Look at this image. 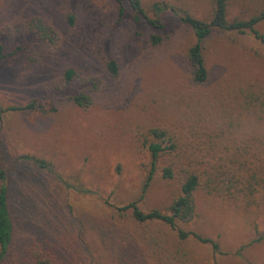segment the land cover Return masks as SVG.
<instances>
[{
    "label": "rangeland",
    "instance_id": "rangeland-1",
    "mask_svg": "<svg viewBox=\"0 0 264 264\" xmlns=\"http://www.w3.org/2000/svg\"><path fill=\"white\" fill-rule=\"evenodd\" d=\"M141 2L164 27L137 21L128 0H0L3 52L22 47L0 61V168L10 177L16 227L0 264H264V239L254 241L264 236L260 201L247 209L241 200L195 193L197 216L181 226L215 239L217 251L191 235L180 241L166 224L138 225L128 215L111 220L115 207L135 200L145 212H168L184 173L177 168L175 177L164 178L161 169L180 158L192 167L253 161L264 178V107L248 106L241 91L264 86V44L253 33L215 29L203 42L210 78L197 83L188 58L197 38L181 16L189 11L210 20L213 0ZM156 2L168 10L157 14ZM262 9L264 0H230L229 18ZM32 19L51 26L53 43L38 38ZM258 29L264 34V21ZM153 35L161 37L158 44ZM111 59L117 74L107 67ZM68 68L75 70L71 80ZM81 91L91 95L87 107L70 98ZM32 101L44 110L8 109ZM154 129L167 132L163 143L173 139L176 151L159 158L141 199ZM23 154L52 163L63 180L20 159ZM151 233L163 246L158 251L178 249L176 256L162 261L151 253L144 239ZM120 234L128 242L122 260Z\"/></svg>",
    "mask_w": 264,
    "mask_h": 264
},
{
    "label": "trees",
    "instance_id": "trees-1",
    "mask_svg": "<svg viewBox=\"0 0 264 264\" xmlns=\"http://www.w3.org/2000/svg\"><path fill=\"white\" fill-rule=\"evenodd\" d=\"M128 1L134 9L135 19L137 21H141L142 18H144L153 27H164L162 19L155 20L147 15V12L142 6L141 0ZM229 2L230 0H213L214 14L210 20L198 18L192 15V13L189 11H184L185 14H182L181 16L182 21L190 25L194 30L197 38L196 43L191 46L188 51V58L193 67V80L197 83H205L210 78V69L206 64L203 42L212 35L215 29L226 33H253L264 44V34L258 29V25L264 21V9L260 10L258 13L247 19H243L241 17L230 19L228 12ZM153 7L156 13L161 15L165 13L166 10H168V5L164 4L162 6L159 2L154 3ZM170 11L177 14L179 12L173 6L171 7ZM123 13L124 11L121 10V14ZM69 20L71 23H74L75 17L72 12L69 13ZM29 24L30 28L36 31L40 40L53 43L55 40L54 36L56 34L50 25L43 23L39 19H32ZM152 40L153 43L158 44L161 40V37L159 35H153ZM21 48L22 47L19 46L17 49L4 53L3 46L0 45V61L3 58L14 57L19 52V50H21ZM107 67L111 73H118L119 67L116 60H109L107 62ZM74 75L75 70L73 68H68L65 71V77L67 80H71ZM241 91L245 103L248 106L251 105V107H264V86L260 87L251 85L245 89H242ZM70 98L76 105L81 107L89 106L92 101L91 95L85 91L76 93ZM43 108V105L37 103L36 101H32L21 106H10L8 109L13 111H28ZM152 132L154 134V138L156 137V139H153L149 144H146V147L151 154L152 165L150 174L147 176L142 186L141 199L150 188L154 172L157 169L159 158L176 151V142L173 139H169L170 145H164L163 143L164 141L162 138L166 137L167 132L158 129H154ZM19 158L35 164L38 168L47 170L48 172L56 175L61 181L63 180L62 177L56 173L53 164L47 160L29 154L20 155ZM248 162L249 165L246 164V162L244 163V161H239L238 163H234L236 164L234 166L229 165L224 161H211L205 166L192 167L187 164L185 165L181 161V158L178 161L175 160L177 165L171 163L163 166L161 169L162 176L164 178L175 177L177 168L181 173H184L181 180L180 194L172 201L168 208V212H164L157 208L145 212L140 208L139 201L135 200L124 207H115L116 212L112 214V218L114 219L111 220H113L115 223H118L120 222L121 217L128 215L138 225H149L152 223L156 224L157 222L166 224L176 232L180 241L188 239V237L191 235L203 243L211 244L213 249L217 251L219 250V243L215 239L208 236H202L195 231H187L181 226V223L190 222L197 216L195 193L199 190H204L206 193L219 197H228L230 199L241 200L247 209L252 208L251 206L255 203L257 204L258 201H260V204H263L264 197H261L260 190L264 189V178L259 168L254 166L256 164L253 161ZM9 188L10 177L8 172L5 168H0V262L10 252V247L13 243L16 233L15 220L10 202ZM119 230L123 231L120 227ZM119 236L120 237L117 238V241L121 245L120 256L122 260L126 257L125 248L127 247L125 246H127L128 242L126 240L122 242L123 235L120 234ZM144 239L149 246L150 252H157L159 254V259L162 261H168L174 258L176 256L175 253L179 252L178 249L172 250L168 247L162 251H158L157 247L163 248V246L159 240H156V236H154L152 233L149 236L145 235ZM262 239H264V236H260L254 241L257 242L261 241ZM135 247H137L136 244ZM137 252V250H131L133 255L137 254ZM238 254L241 255V252L238 251ZM148 256L150 257L149 254ZM182 257L184 259L187 258V261L189 260L188 253L186 252H182ZM119 264H121V261ZM122 264L144 263L138 262L135 259H133V261H128L125 259L122 261Z\"/></svg>",
    "mask_w": 264,
    "mask_h": 264
}]
</instances>
